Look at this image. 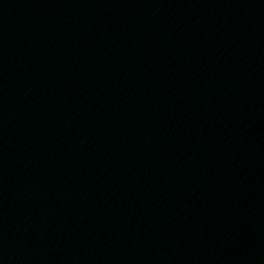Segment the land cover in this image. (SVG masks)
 I'll use <instances>...</instances> for the list:
<instances>
[{
  "label": "water",
  "instance_id": "95a60500",
  "mask_svg": "<svg viewBox=\"0 0 264 264\" xmlns=\"http://www.w3.org/2000/svg\"><path fill=\"white\" fill-rule=\"evenodd\" d=\"M0 264H264V0H0Z\"/></svg>",
  "mask_w": 264,
  "mask_h": 264
}]
</instances>
